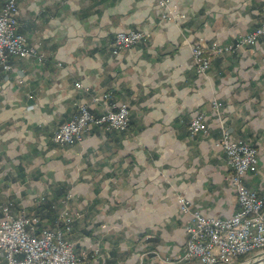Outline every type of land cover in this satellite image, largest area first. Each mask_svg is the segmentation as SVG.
Listing matches in <instances>:
<instances>
[{
	"label": "crops",
	"instance_id": "crops-1",
	"mask_svg": "<svg viewBox=\"0 0 264 264\" xmlns=\"http://www.w3.org/2000/svg\"><path fill=\"white\" fill-rule=\"evenodd\" d=\"M170 2L184 18L163 19L156 0H17V28L46 60L0 65V200L48 227L71 194L81 217L69 237L77 251L98 250L85 264H186L177 196L206 216L239 210L225 152L214 146L222 128L258 148V172L245 184L264 198V37L213 57L204 74L191 55L194 43L223 45L256 28L264 0ZM131 29L147 39L113 54L114 34ZM113 101L128 105L126 129L93 125L79 142H52L77 102L98 116ZM197 113L207 130L191 136Z\"/></svg>",
	"mask_w": 264,
	"mask_h": 264
},
{
	"label": "built area",
	"instance_id": "built-area-1",
	"mask_svg": "<svg viewBox=\"0 0 264 264\" xmlns=\"http://www.w3.org/2000/svg\"><path fill=\"white\" fill-rule=\"evenodd\" d=\"M163 19L174 20L185 17L170 0H156ZM17 0H6L0 10V65L10 69L9 56L32 58L44 62L46 56L27 42V38L18 30ZM263 17L253 30L238 35L234 42L219 45L212 43L191 45V55L195 70L204 74L210 67L213 57L230 53L241 46L254 45L264 37ZM147 39L143 30H125L114 34L111 51L118 54L124 49ZM77 88L85 92L75 82ZM110 92L94 94L92 102L107 100ZM220 102L215 98L212 107L218 108ZM129 109L126 103L111 102L104 112L94 115L87 103L77 102L70 118L60 123L51 136L56 145H70L79 142L83 133L90 126L97 125L104 129L122 130L128 126ZM189 134L206 132L207 126L203 113L195 114L188 123ZM215 147L225 152L229 169L227 180L234 189L239 203V210L228 218L206 216L199 209L193 208L191 201L177 196V203L183 215L185 248L181 259L186 264H245L264 254V198L255 189L245 184L247 176L259 169L258 148L244 140L231 136L228 128L221 129V135ZM71 194L61 200V205L54 214L52 226H43L40 215L30 213L25 207L16 206L11 200H0V264H85L90 258L98 261V250H79L69 237L73 223L81 217L72 209L68 201ZM244 258V260H240Z\"/></svg>",
	"mask_w": 264,
	"mask_h": 264
},
{
	"label": "water",
	"instance_id": "water-1",
	"mask_svg": "<svg viewBox=\"0 0 264 264\" xmlns=\"http://www.w3.org/2000/svg\"><path fill=\"white\" fill-rule=\"evenodd\" d=\"M245 264H264V254H259L256 258L248 261Z\"/></svg>",
	"mask_w": 264,
	"mask_h": 264
},
{
	"label": "trees",
	"instance_id": "trees-1",
	"mask_svg": "<svg viewBox=\"0 0 264 264\" xmlns=\"http://www.w3.org/2000/svg\"><path fill=\"white\" fill-rule=\"evenodd\" d=\"M54 218V215L51 216V220H53ZM240 260H244V258H241Z\"/></svg>",
	"mask_w": 264,
	"mask_h": 264
},
{
	"label": "rangeland",
	"instance_id": "rangeland-1",
	"mask_svg": "<svg viewBox=\"0 0 264 264\" xmlns=\"http://www.w3.org/2000/svg\"><path fill=\"white\" fill-rule=\"evenodd\" d=\"M69 145V144H68ZM59 146H61V145H59ZM65 197H66V195H65Z\"/></svg>",
	"mask_w": 264,
	"mask_h": 264
}]
</instances>
